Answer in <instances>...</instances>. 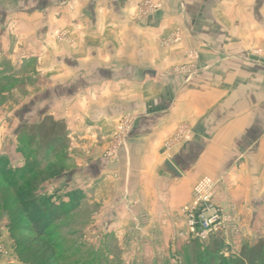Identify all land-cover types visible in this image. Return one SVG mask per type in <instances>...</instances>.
<instances>
[{
	"label": "crops",
	"instance_id": "obj_1",
	"mask_svg": "<svg viewBox=\"0 0 264 264\" xmlns=\"http://www.w3.org/2000/svg\"><path fill=\"white\" fill-rule=\"evenodd\" d=\"M145 1L0 0V134L63 122L70 189L101 209L106 232L150 254L180 244L205 177L241 222L237 240L264 242V0H151L159 8L143 17ZM176 28L182 41L160 48ZM66 29L73 48L56 41ZM124 119L131 130L108 158Z\"/></svg>",
	"mask_w": 264,
	"mask_h": 264
},
{
	"label": "rangeland",
	"instance_id": "obj_2",
	"mask_svg": "<svg viewBox=\"0 0 264 264\" xmlns=\"http://www.w3.org/2000/svg\"><path fill=\"white\" fill-rule=\"evenodd\" d=\"M150 4L156 5L151 0L143 2L139 15L148 16L159 8L157 5L152 10ZM55 38L61 45L75 47V41L68 29L60 31ZM182 39V31L176 28L161 38L160 48H171ZM262 52L261 55L264 56ZM185 68L191 69L192 66L178 67L177 71ZM8 136L10 135L3 137L0 134V164L3 166L0 168V263L33 264V258L26 263L21 262V257L33 249L36 236L28 220L18 209L12 189L6 186V183H14L17 188L28 181V188L33 191L32 196L47 198L48 205L59 211V217L49 229V237L57 245V264H220L222 261L230 264L239 257L240 250L245 245L243 241L237 240L239 236L233 240L216 236L207 243L185 240L180 236L179 241L177 240L180 244L176 243L171 253L150 254L134 247L136 239H120L115 234L106 232L108 223L95 219L96 212L101 209L94 205L83 206V191L70 189L68 175L65 174L69 171V153L66 150L57 155H47L46 152L38 150L37 143H30L25 135L13 137L12 142H9ZM11 145L20 152L23 166L21 160L15 161V164L9 160L7 154L13 151ZM68 146L69 140L66 147ZM27 167L33 168L36 175L31 173L21 181L19 173ZM54 167H59L57 170L62 173L53 175L57 171ZM75 196L79 198L75 200ZM215 246L218 247V254L212 253L217 249Z\"/></svg>",
	"mask_w": 264,
	"mask_h": 264
},
{
	"label": "trees",
	"instance_id": "obj_3",
	"mask_svg": "<svg viewBox=\"0 0 264 264\" xmlns=\"http://www.w3.org/2000/svg\"><path fill=\"white\" fill-rule=\"evenodd\" d=\"M23 132L30 143H37L39 147L38 150L46 152L47 155H57L67 149L68 132L63 122L54 121L46 117L38 125L25 127ZM39 151H36V153ZM31 153H33V151H31ZM35 164L39 165L38 162ZM1 167H3L2 164H0V168ZM27 168H24L19 173V179L21 181L26 179V175L31 173L33 176L36 175L33 168ZM56 168L59 169V167ZM53 169L57 170L55 167ZM57 171L54 172L53 175L62 173L61 171ZM27 184H29V181L24 186L16 188L14 183H6V186L12 189L18 209H20L23 216L28 220L36 236L33 240L35 244L33 249L28 251L29 253L22 255L21 262L28 263L31 261V258H33V264H57V245L55 241L50 239L49 229L53 222L59 217V211L53 208L52 205H48L49 200L47 198L39 199L32 196L33 191L28 188ZM14 187L16 189H14ZM77 194L79 195V193ZM76 196L75 200L79 198ZM213 238H216V236H213L211 239ZM220 242H222V240ZM212 253L218 254V247L214 249ZM220 264L226 263L222 261ZM230 264H264V242L259 241L254 245H243L239 257Z\"/></svg>",
	"mask_w": 264,
	"mask_h": 264
},
{
	"label": "built area",
	"instance_id": "obj_4",
	"mask_svg": "<svg viewBox=\"0 0 264 264\" xmlns=\"http://www.w3.org/2000/svg\"><path fill=\"white\" fill-rule=\"evenodd\" d=\"M150 6L152 10L157 8V5L150 4ZM254 57L261 58V52H256ZM132 124L131 119L123 120L115 142L107 152L108 158H114L123 138L130 132ZM181 137L179 135L175 139L178 140ZM217 185L215 180L205 177L194 187L192 201L182 209L186 219V230L181 234L183 239L207 243L213 236H222L227 240H233L241 235L240 221L214 203Z\"/></svg>",
	"mask_w": 264,
	"mask_h": 264
},
{
	"label": "water",
	"instance_id": "obj_5",
	"mask_svg": "<svg viewBox=\"0 0 264 264\" xmlns=\"http://www.w3.org/2000/svg\"><path fill=\"white\" fill-rule=\"evenodd\" d=\"M150 72H152V74H153V71H150ZM163 169L166 173L170 174L174 178H181L182 177L181 173L179 172V170L177 169L175 164L170 160L165 161V163L163 165Z\"/></svg>",
	"mask_w": 264,
	"mask_h": 264
}]
</instances>
